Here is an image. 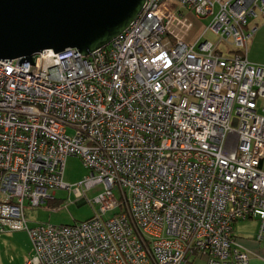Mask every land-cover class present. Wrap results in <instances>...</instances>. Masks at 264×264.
<instances>
[{"label":"built area","instance_id":"built-area-1","mask_svg":"<svg viewBox=\"0 0 264 264\" xmlns=\"http://www.w3.org/2000/svg\"><path fill=\"white\" fill-rule=\"evenodd\" d=\"M171 1L148 0L91 57L0 59V235L28 233L26 264H251L234 245L250 220L264 241V66L246 57L264 0ZM180 9L210 21L191 43ZM70 157L90 171L77 198L99 210L30 227L25 203L69 189ZM98 185L94 201L80 191Z\"/></svg>","mask_w":264,"mask_h":264},{"label":"water","instance_id":"water-1","mask_svg":"<svg viewBox=\"0 0 264 264\" xmlns=\"http://www.w3.org/2000/svg\"><path fill=\"white\" fill-rule=\"evenodd\" d=\"M148 0H0V59L35 68L45 51L88 58L107 48Z\"/></svg>","mask_w":264,"mask_h":264},{"label":"rangeland","instance_id":"rangeland-1","mask_svg":"<svg viewBox=\"0 0 264 264\" xmlns=\"http://www.w3.org/2000/svg\"><path fill=\"white\" fill-rule=\"evenodd\" d=\"M176 1L172 0L171 4H175ZM179 3L174 6L175 9L179 8ZM184 16H189V11L186 9H180ZM190 18L195 24V28L191 31L187 37L186 42L191 43L196 38V33L203 27H208L209 20H203L198 22L191 15ZM205 40H215V37L208 33L202 38ZM226 56H233L226 54ZM90 174V171L83 165L82 160L79 157H70L66 162L64 184L69 186V189H61L55 193V199L51 200L47 204L41 207H33L31 204L25 203L24 217L30 227H35L40 224H52V225H74L76 223H83L93 219L96 215L99 207H93L90 203H81V200L77 198L75 191L79 187V184L85 177ZM104 186L98 185L93 189L84 192L88 201H94L101 193L104 192ZM119 210L107 213L103 218L110 219L115 214H118ZM33 243L24 230L4 233L0 235V264H26L27 261L33 256ZM199 264H203L199 262Z\"/></svg>","mask_w":264,"mask_h":264},{"label":"crops","instance_id":"crops-1","mask_svg":"<svg viewBox=\"0 0 264 264\" xmlns=\"http://www.w3.org/2000/svg\"><path fill=\"white\" fill-rule=\"evenodd\" d=\"M254 22L258 30L248 42L246 57L251 64L264 66V17ZM259 228V220L238 222L234 226V245L249 255L251 264H264V241L256 240Z\"/></svg>","mask_w":264,"mask_h":264},{"label":"trees","instance_id":"trees-1","mask_svg":"<svg viewBox=\"0 0 264 264\" xmlns=\"http://www.w3.org/2000/svg\"><path fill=\"white\" fill-rule=\"evenodd\" d=\"M76 224H78V223H76ZM75 225V224H74ZM68 226H73V225H68Z\"/></svg>","mask_w":264,"mask_h":264}]
</instances>
